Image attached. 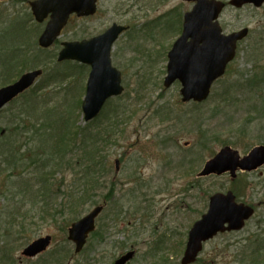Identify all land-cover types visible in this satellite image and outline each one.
Here are the masks:
<instances>
[{
  "label": "rangeland",
  "instance_id": "1",
  "mask_svg": "<svg viewBox=\"0 0 264 264\" xmlns=\"http://www.w3.org/2000/svg\"><path fill=\"white\" fill-rule=\"evenodd\" d=\"M192 7L193 3L181 0H99L96 15L72 21L63 32L61 41L80 40L101 34L114 23L129 26L115 42L112 57L114 65L123 74L125 99L136 101L138 98L136 107L139 114L121 127L110 145L105 146V154L111 162L108 176L104 178L106 185L93 199L98 203L92 204L95 203L93 201L81 207L78 219L98 205H103L104 209L97 218V233L90 236L82 252L75 256V245L68 240L67 232L71 223L78 220H70L67 215L70 192H77L79 187L73 156L68 155L62 169L55 171L50 178L54 185L49 193L41 188L43 177L40 168L36 164L32 169L29 168L32 164L27 166L32 159L23 160L24 167L17 166L14 176L10 174L12 165L6 163L0 167V264H6L5 259L10 258V254L16 260L15 264H37L40 261L45 264L51 261V264H114L116 259L132 249L137 253L127 264H181L189 230L208 210L211 195L229 190L234 191L239 201L254 206L255 213L239 231L219 234L207 242L200 259L206 264H264V167L252 173H239L236 180L229 173L199 176L205 161L223 147L218 144L221 136L230 138L235 143L231 146L241 155L254 146L264 144L262 95L242 92L237 88L233 93H226L229 84H239L254 74L251 54L259 44L263 46L260 57L261 65H264V5L259 8L247 5L240 9L228 5L222 12L220 23L226 33L247 27L249 35L239 44L237 57L229 72L214 84L209 99L201 105L182 103L179 84L171 88L163 85L167 50L181 33L184 13ZM43 28L44 24H36L25 0L1 2L0 63L15 56L16 48L23 44L29 47L25 45L22 49H32L39 55V60L47 57L51 52L41 50L37 45ZM34 63H28L27 70L39 64ZM62 64L54 65L55 68H74L72 82L58 83L54 75L44 76L36 84L46 90V95L40 100L49 102V107L55 104L66 109L62 110L65 116L72 114L77 125L85 126L81 103L89 70L84 73L76 66L65 67ZM143 69L151 74L144 88L135 77ZM13 75L15 78L16 74ZM24 102L25 98L21 97L0 113V135L6 133L8 141L14 136V114L24 108ZM118 103L110 102L102 113H107ZM161 106L174 115L177 114L175 112H185L189 117L190 113H203L202 122L211 132L203 136L201 134L206 130L200 127V134L198 127L189 122L160 121V117L154 115ZM20 120L25 127L24 123L27 125L29 120H38V115L23 114ZM168 130L183 131L179 133L181 139L178 144L172 141L163 143ZM28 136L23 133L20 139L26 140ZM38 138L32 139L26 147L28 154L31 147V152L36 150L35 156L39 154L41 144ZM0 146L5 148L1 143ZM116 160L119 161L118 167ZM48 170L51 173L54 171L51 167ZM112 179L115 180V191L107 201L101 195L105 193L107 196V184L109 186ZM20 187H23L25 195L17 194L16 190ZM38 189L50 197L46 201L48 205L45 206L44 197ZM23 201L26 203L23 211L17 212L15 206ZM30 201L39 203L32 207L33 202ZM8 209L15 211L16 217L22 215V218H17L18 222H9ZM44 209L62 213L52 219L47 217L49 213L42 212ZM21 227H24V235L18 232ZM48 234L53 235L48 253L36 258L22 255L26 245ZM253 251L259 253L254 255Z\"/></svg>",
  "mask_w": 264,
  "mask_h": 264
},
{
  "label": "water",
  "instance_id": "2",
  "mask_svg": "<svg viewBox=\"0 0 264 264\" xmlns=\"http://www.w3.org/2000/svg\"><path fill=\"white\" fill-rule=\"evenodd\" d=\"M187 1H195L196 4L185 14L182 35L168 53L164 84L170 87L179 80L182 85V101L203 102L209 97L214 82L225 74L227 65L236 55L238 41L244 39L249 30L244 28L231 34L223 33L218 17L225 3L220 0ZM230 3L237 7L253 3L259 7L264 4V0H231ZM30 5L37 21L43 22L49 14L51 17L39 38L43 47L54 43L72 13L84 16L94 14L97 10V0H34ZM125 29V26L114 24L106 32L93 38L63 43L64 48L59 53L60 61L76 59L91 64L93 68L82 105L87 121L99 114L109 97L123 92L121 72L112 67L111 48ZM42 72L37 69L24 73L16 82L0 87V109L32 86ZM116 164L118 167L119 161ZM262 165L264 145L254 147L243 158H240L237 150L227 146L205 163L199 176L230 172L235 177L238 169L251 171ZM102 209V206L96 207L69 228V239L76 243V252L82 250L89 234L95 230V221ZM253 213L251 206L237 203L231 191L227 194H214L210 198L208 211L189 231L182 264L195 262L203 249V243L218 233L243 228L245 221ZM50 241V236L38 239L26 248L24 254L35 256L44 251ZM134 255L135 251L127 252L115 264H127Z\"/></svg>",
  "mask_w": 264,
  "mask_h": 264
},
{
  "label": "trees",
  "instance_id": "3",
  "mask_svg": "<svg viewBox=\"0 0 264 264\" xmlns=\"http://www.w3.org/2000/svg\"><path fill=\"white\" fill-rule=\"evenodd\" d=\"M25 45L23 44L22 46ZM22 46L16 48L15 56L0 63V86L14 81L19 74L28 68L27 65L30 59L31 49L28 48V45L26 49H22ZM262 48L263 46L261 44L257 45V47L253 49L254 54H251V61L253 62L255 68L254 74L247 76V78L240 81L239 84H229L227 88L226 85H224L227 90V94L233 93L237 88L242 92L252 93L257 96L262 95V99H264V65H261L262 60L260 57L263 54ZM38 66L44 67V76L50 74L51 77L54 75L59 81L58 83L65 82L70 79L68 70H63L62 68L54 70V68L51 67L50 62L47 60L41 61ZM145 70L146 69H143L140 73L137 72V74H135L136 82H138V84L143 88L151 79V74L146 73ZM13 74H16L15 78ZM44 89L45 88H40L38 86L22 96L25 98V102L22 104V106L24 105V110L22 109L19 113H15L14 118L12 119V135L14 136H12L10 141H8L9 139L6 133L4 136L0 137V143L5 147L4 149L0 148V167H2V164L5 165V163H7V165H12L13 170H11L10 174L11 176H14L16 175V170L18 169L17 166H21V168L24 167L22 165L23 160L32 159L29 165L36 164L37 167L40 168L42 171L41 175L43 177L41 179V188L43 191H48L49 193L50 188L54 185L50 178L55 174V171H60L62 169L66 157L71 154L75 161L74 165L77 170L79 187L77 188V192H70L71 195L68 197L67 203V215L70 220H76L80 216V209L83 205L89 204L93 201H95V203L92 204L98 203V200L93 199L94 197H97L98 191H101L104 188L103 185H106L104 178H107V172L111 168L109 167L111 165L110 159L108 155L105 154V146L110 145L109 142H111L112 138L116 137L120 133L122 129L121 127L139 114V110L136 107L138 98L136 101H132L131 99L120 97L119 99L122 101L117 105L110 107L111 109L107 113H101L99 117L86 123L85 126H82L77 125V121L72 114L70 117L65 116V112L62 110L66 109H61L55 104L49 107V102L46 101L42 103L39 102L38 104L37 99L46 95V93H44ZM262 101L264 105V100ZM45 105H47V107ZM132 106L134 107L132 108ZM30 113L38 115V120H29L30 122H28L27 125L24 123L25 127H22V120L19 121V118L23 114ZM156 113L157 115L154 116L160 117V121H176L178 124L189 122L190 125L198 127L200 134V127H202L201 130H206L205 132H202L201 135L203 136H206L211 132L210 128H206L207 125L204 126L205 123L202 122L203 113L201 112L190 113L189 117L185 112H180L174 115L165 106H161ZM44 117L47 120L44 121ZM180 132L168 130L163 143L172 141L173 144H178L181 139L179 136ZM23 133L29 134V136L26 137V140L20 139ZM40 135L46 136L41 137ZM71 135L74 137L70 138ZM35 137H39L38 141L41 144V149L37 156H35L37 154L36 150L31 152L32 147L29 149V154L26 151V147L29 146V143H31L32 139ZM13 138L15 139L13 140ZM35 143H37V141H35ZM218 144L225 146L234 145L235 143L230 140V138L221 136ZM49 167L54 170L53 173L48 170ZM114 179L110 181L109 186L107 184L109 189L107 196H105V193L101 195L104 200L108 201V198H110L115 191ZM37 183H39V181ZM33 185L36 186L35 183ZM39 189L38 191H40ZM43 191L40 192L44 197L43 201L46 206L48 205L46 201H48L50 197H46ZM16 192L18 195L26 194L23 187L17 188ZM37 195L39 196V194ZM15 196L16 195L12 196L13 199ZM38 203L39 201L33 202L32 207ZM25 205L26 203L24 201L16 205V211L22 212ZM42 212L49 213L47 217H52V219H56V217L62 213L59 210L49 211L46 209ZM6 214L11 217L9 222H18L19 220L17 218H22V215H18L16 217V212L13 210L10 211L8 209ZM45 218L46 217L43 219ZM23 231L24 227L19 228L18 232ZM96 233L97 232H94V235ZM258 253V251H253L254 255ZM203 261L204 260L199 259L195 264H206Z\"/></svg>",
  "mask_w": 264,
  "mask_h": 264
},
{
  "label": "bare ground",
  "instance_id": "4",
  "mask_svg": "<svg viewBox=\"0 0 264 264\" xmlns=\"http://www.w3.org/2000/svg\"><path fill=\"white\" fill-rule=\"evenodd\" d=\"M37 101H38V102H37L38 104H39V102L42 103V101L40 100V98H38ZM44 101H45V100H43V102H44Z\"/></svg>",
  "mask_w": 264,
  "mask_h": 264
},
{
  "label": "flooded vegetation",
  "instance_id": "5",
  "mask_svg": "<svg viewBox=\"0 0 264 264\" xmlns=\"http://www.w3.org/2000/svg\"><path fill=\"white\" fill-rule=\"evenodd\" d=\"M40 256V255H39ZM38 257V256H37Z\"/></svg>",
  "mask_w": 264,
  "mask_h": 264
}]
</instances>
